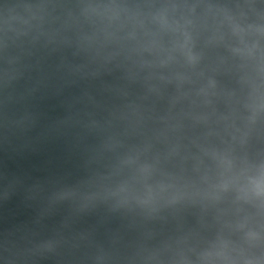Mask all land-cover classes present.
<instances>
[{
	"label": "water",
	"instance_id": "1",
	"mask_svg": "<svg viewBox=\"0 0 264 264\" xmlns=\"http://www.w3.org/2000/svg\"><path fill=\"white\" fill-rule=\"evenodd\" d=\"M0 264H264V0H0Z\"/></svg>",
	"mask_w": 264,
	"mask_h": 264
}]
</instances>
